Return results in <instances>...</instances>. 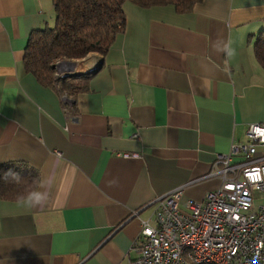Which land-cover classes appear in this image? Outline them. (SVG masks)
I'll list each match as a JSON object with an SVG mask.
<instances>
[{
	"label": "crops",
	"instance_id": "obj_1",
	"mask_svg": "<svg viewBox=\"0 0 264 264\" xmlns=\"http://www.w3.org/2000/svg\"><path fill=\"white\" fill-rule=\"evenodd\" d=\"M122 10L104 53L55 62L86 74L67 95L63 75L44 85L24 67L30 34L54 24L52 0H0V164L38 174L26 197L0 196V264L127 263L151 202L173 189L181 207L202 199L220 183L216 155L264 123V0Z\"/></svg>",
	"mask_w": 264,
	"mask_h": 264
},
{
	"label": "built area",
	"instance_id": "obj_2",
	"mask_svg": "<svg viewBox=\"0 0 264 264\" xmlns=\"http://www.w3.org/2000/svg\"><path fill=\"white\" fill-rule=\"evenodd\" d=\"M209 174L220 183L200 200L181 207L173 189L151 202L154 222H141L125 264H264V123L248 124Z\"/></svg>",
	"mask_w": 264,
	"mask_h": 264
},
{
	"label": "trees",
	"instance_id": "obj_3",
	"mask_svg": "<svg viewBox=\"0 0 264 264\" xmlns=\"http://www.w3.org/2000/svg\"><path fill=\"white\" fill-rule=\"evenodd\" d=\"M140 7L172 4L178 11L192 9L200 0H52L54 24L34 30L24 50L25 70L42 84L51 82L55 62L81 58L89 52L104 53L123 30L122 3ZM257 59L264 68V36L254 42ZM86 74H67L58 79L67 95L85 89ZM38 180L36 171L14 163L0 164V196L18 200L29 195Z\"/></svg>",
	"mask_w": 264,
	"mask_h": 264
},
{
	"label": "rangeland",
	"instance_id": "obj_4",
	"mask_svg": "<svg viewBox=\"0 0 264 264\" xmlns=\"http://www.w3.org/2000/svg\"><path fill=\"white\" fill-rule=\"evenodd\" d=\"M67 66H69V64H67ZM55 73H57V71H56ZM57 75L60 76V75H63V73H61V74L57 73ZM67 101H68V100H67ZM260 200H261L260 198H257V199L254 201V205H256L257 203H259Z\"/></svg>",
	"mask_w": 264,
	"mask_h": 264
}]
</instances>
